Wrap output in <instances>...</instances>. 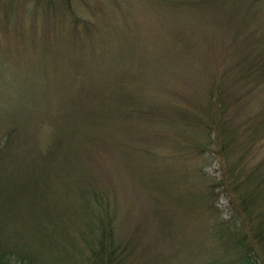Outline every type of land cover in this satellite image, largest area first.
I'll return each instance as SVG.
<instances>
[{"label": "rangeland", "instance_id": "obj_1", "mask_svg": "<svg viewBox=\"0 0 264 264\" xmlns=\"http://www.w3.org/2000/svg\"><path fill=\"white\" fill-rule=\"evenodd\" d=\"M70 21H79L77 39L66 36ZM82 29L90 31L84 34ZM252 42L264 43V0H0V146L5 133L17 128L14 147H0V183H44L45 198L59 202L55 223L72 235L86 233L102 216L91 198L95 192L96 200L109 203L106 211L117 242L135 243V263L197 264L186 260L181 235L189 229L187 209L181 207L187 206L186 190L196 189L205 201L202 191L222 178L224 161L208 149L200 155L192 148L177 151L175 141L188 146L192 134L195 139L202 134L136 119L133 107L143 103L165 112L176 102L196 106L215 73L226 90L239 72L234 62L252 52L243 44ZM231 89L227 116L240 125L243 134L238 137L246 140L264 107V83L251 90L245 84ZM110 92L132 98L114 104L116 115L102 110L101 116L89 117L99 122L94 138L79 137L80 142L69 144L74 149L50 159L54 127L82 121L73 116L88 104L100 107ZM113 123L118 133L107 131ZM85 129L89 135L95 130ZM263 131L259 126L255 136ZM113 134L131 136L133 146H138L137 136H146L142 148H148L150 157L144 164L152 172L168 173L163 178L169 188L160 191L154 181L137 179L145 169L130 168L126 154L110 142ZM243 156L247 169L264 173V137ZM211 198L218 215L229 217V192L216 190ZM168 207L177 215L176 227L169 230L164 226L169 219L157 212ZM212 219L201 214L189 220L190 229L197 230L194 238L205 246L214 242L203 237L201 224ZM177 222L184 226L178 228Z\"/></svg>", "mask_w": 264, "mask_h": 264}, {"label": "trees", "instance_id": "obj_2", "mask_svg": "<svg viewBox=\"0 0 264 264\" xmlns=\"http://www.w3.org/2000/svg\"><path fill=\"white\" fill-rule=\"evenodd\" d=\"M70 22L66 36L69 39H77L80 37L77 28L79 21ZM89 31L90 29H85L83 33ZM252 43L254 46L249 47L243 44V49L252 47V52L234 62L232 66L239 72L227 84L226 90L221 85V77L215 73L210 78L207 90L199 96L203 100L196 106L176 102L165 112L158 107H146L143 103L139 107H133L132 113H137L136 119L156 120L170 128L179 125L183 129L198 130L202 134L203 138L196 139L192 134L188 146H182L183 141H175L174 145H178L177 151L192 148L193 153L200 155L208 149L224 161L222 178L210 181L202 191L205 201L195 194L198 192H195L196 189L190 192L186 190L187 206L181 207L187 209L185 224L189 229L187 234L181 235L183 247L188 249L186 260L192 259V262L197 264H264V173L255 174L256 167L247 169L248 162L243 156L251 144L264 137V131L255 136L259 126L264 128V107L255 115V120H252L248 128L250 134L245 136L246 140H241L238 137L242 133H239L240 125L232 124L231 116H227L230 105L226 103L227 93L231 88L245 84L251 90L264 83V43ZM105 95L107 96L103 95L104 101L100 102V107L88 104L81 113L73 116L80 117L82 121L62 122L57 128L54 127L50 136V159L54 161L58 153L63 155L65 151L74 149V146L69 147V144L80 142L79 137H93L99 122L87 120L89 117L101 116L102 110L108 111L110 116L116 115L114 104L117 101L123 104L127 98H132V95L126 92H110ZM108 102H111L112 107H107ZM95 123L97 125H94ZM114 125L115 123L106 128L109 133L111 129L117 133L120 131V128ZM85 127L90 131L95 130L89 135ZM16 131L17 128L12 126L5 133L0 147L9 146L10 143L14 147L13 137ZM155 134L164 138L163 133L156 131ZM145 138L144 135L137 136L138 146H133L130 145L131 136L119 139L113 134L110 142L126 154L132 170L138 167L145 169L144 173L136 174L137 179L142 183L154 181L160 191L163 187L168 189L169 183H165L167 181L163 177L170 175L162 170L152 172L148 169L149 163L144 164L145 159L149 160L150 157L148 148H142L143 143H146ZM42 185L44 186V183H0V264H10L11 260L19 264H137L135 243L130 240L117 242L114 236L112 216L106 211L110 207L108 202L96 200L94 197H98L97 193L93 192L91 198L98 203L102 211L101 217L104 218L98 217L95 223H90L91 229L86 233L72 235L59 230L55 223V220L60 218L59 202L46 199ZM191 186L189 183L188 187ZM216 190L228 191L230 194L232 210L226 219L218 215L213 203H210ZM178 200L181 203L184 201L180 198ZM157 212L169 219L164 225L168 230L176 227L173 217L177 215L171 208H162ZM201 214L206 217L213 216L210 224H201L205 229L203 237L211 238L213 246L203 245V240L194 238V232L197 230L190 229V217ZM182 226L184 223L179 226L177 222L178 228ZM95 228L97 230H94ZM193 241L196 246L192 245ZM143 251L141 248L140 255ZM184 256L185 254L182 259ZM203 256L205 258L200 259Z\"/></svg>", "mask_w": 264, "mask_h": 264}]
</instances>
